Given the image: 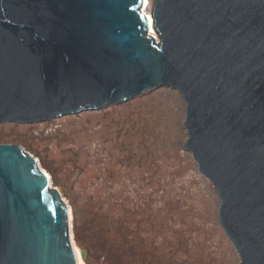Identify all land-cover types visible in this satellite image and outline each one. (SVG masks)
<instances>
[{"label": "water", "instance_id": "1", "mask_svg": "<svg viewBox=\"0 0 264 264\" xmlns=\"http://www.w3.org/2000/svg\"><path fill=\"white\" fill-rule=\"evenodd\" d=\"M0 0V123H37L166 86L183 147L239 258L264 264V0ZM59 190L0 144V264H75Z\"/></svg>", "mask_w": 264, "mask_h": 264}, {"label": "rangeland", "instance_id": "2", "mask_svg": "<svg viewBox=\"0 0 264 264\" xmlns=\"http://www.w3.org/2000/svg\"><path fill=\"white\" fill-rule=\"evenodd\" d=\"M184 108L158 86L43 122L0 123V144L20 146L49 174L87 264H238L218 197L183 147Z\"/></svg>", "mask_w": 264, "mask_h": 264}, {"label": "bare ground", "instance_id": "3", "mask_svg": "<svg viewBox=\"0 0 264 264\" xmlns=\"http://www.w3.org/2000/svg\"><path fill=\"white\" fill-rule=\"evenodd\" d=\"M147 3H148V0H142L141 9L147 17V24H148L149 33L152 34L153 37L156 38L155 33H154L152 26H151V19H150L149 13H146L147 12ZM43 172H45V171H43ZM45 174H46L47 178L49 179V185L52 186L51 185V178L49 177V174L46 172H45ZM66 212H67L68 226H69V240H70L71 247L74 251V257L76 260L75 264H87L86 263V258H87L86 249L84 247H79L73 238L72 228H73V222L74 221H73L72 209L68 203H66Z\"/></svg>", "mask_w": 264, "mask_h": 264}, {"label": "built area", "instance_id": "4", "mask_svg": "<svg viewBox=\"0 0 264 264\" xmlns=\"http://www.w3.org/2000/svg\"><path fill=\"white\" fill-rule=\"evenodd\" d=\"M150 9V0H148V3H147V12L146 13H148V10ZM146 11V10H145ZM156 39V38H155ZM86 261H87V259H86Z\"/></svg>", "mask_w": 264, "mask_h": 264}, {"label": "clouds", "instance_id": "5", "mask_svg": "<svg viewBox=\"0 0 264 264\" xmlns=\"http://www.w3.org/2000/svg\"><path fill=\"white\" fill-rule=\"evenodd\" d=\"M151 1V0H150ZM148 34H150V33H148ZM155 38V37H154ZM156 40H157V38H156Z\"/></svg>", "mask_w": 264, "mask_h": 264}]
</instances>
